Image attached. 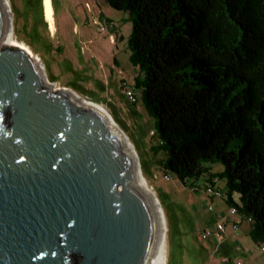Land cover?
Returning <instances> with one entry per match:
<instances>
[{"label":"water","instance_id":"1","mask_svg":"<svg viewBox=\"0 0 264 264\" xmlns=\"http://www.w3.org/2000/svg\"><path fill=\"white\" fill-rule=\"evenodd\" d=\"M0 45V264H147L159 223L125 131Z\"/></svg>","mask_w":264,"mask_h":264},{"label":"trees","instance_id":"2","mask_svg":"<svg viewBox=\"0 0 264 264\" xmlns=\"http://www.w3.org/2000/svg\"><path fill=\"white\" fill-rule=\"evenodd\" d=\"M105 1L132 21L131 86L154 118V159L196 191L204 176L264 243V0ZM27 2L40 24L43 0Z\"/></svg>","mask_w":264,"mask_h":264},{"label":"rangeland","instance_id":"3","mask_svg":"<svg viewBox=\"0 0 264 264\" xmlns=\"http://www.w3.org/2000/svg\"><path fill=\"white\" fill-rule=\"evenodd\" d=\"M9 2L15 40L40 58L47 78L58 87L72 88L103 105L133 143L144 179L155 191L165 213L166 264H225L224 258L241 259L243 264H264L262 243L252 239L248 218L234 214L233 218L240 222L239 228L234 229L232 220L219 215L216 204L214 209L207 207V198L214 201L206 192L204 176L197 180L200 189L196 191L191 179L183 183L174 174L165 178L164 168L154 159L152 145L159 142L157 134H153L154 118L146 112L141 91L134 104L124 87L135 83L136 73L129 59L132 21L128 12L113 8L105 0H52V31L44 7L42 21L33 25V12L29 13L27 0ZM164 154L160 150L156 157ZM212 165L213 171L223 167L219 162ZM214 180L217 186L225 183L221 178ZM235 199L239 201L237 194ZM225 207L229 211L232 206L226 203ZM219 221L226 223L222 238L199 237L204 228L214 227Z\"/></svg>","mask_w":264,"mask_h":264},{"label":"bare ground","instance_id":"4","mask_svg":"<svg viewBox=\"0 0 264 264\" xmlns=\"http://www.w3.org/2000/svg\"><path fill=\"white\" fill-rule=\"evenodd\" d=\"M0 2L2 3V5L5 9V12L7 15V20H8V26H7V31H6L5 37L0 40V43L4 44V45L5 44L6 45L7 44L8 45H18V46L24 47V48L28 49L30 51V53H32L35 56V54L30 50V48H28L24 44H21L15 40L14 32L12 29V12H11V6H10L9 0H0ZM43 4H44V13H45L46 20L48 21L51 30L55 31V18H54V8H53L52 0H43ZM37 58L40 61V66L42 67L43 72L46 74L44 63L40 60L39 57H37ZM46 77H47V75H46ZM48 81H50V80H48ZM50 83H52L51 85L54 86L53 82H50ZM76 94L80 97V99L85 101V103L92 105L94 107H97L98 109L103 111L108 117H110L112 119L111 121L115 125L119 126L118 123L115 122L111 113L108 112V110L103 105H101V104H99L93 100L84 98L83 96L79 95L78 93H76ZM128 146L135 151L136 156L138 158L135 147L130 140H129ZM143 183L145 184L146 180H144ZM148 188H149V192H150V195L152 197V200H153V203L155 206L156 214L158 217L159 228H158V233H157L156 240L154 243V247H153L151 256H150L147 264H166V262H167V232H166L167 222H166V217H165V213H164L163 207L161 205V202H160L158 196L156 195L155 191L153 189H151V187H149V186H148Z\"/></svg>","mask_w":264,"mask_h":264},{"label":"built area","instance_id":"5","mask_svg":"<svg viewBox=\"0 0 264 264\" xmlns=\"http://www.w3.org/2000/svg\"><path fill=\"white\" fill-rule=\"evenodd\" d=\"M96 22H98V24H100L99 19H98V21L96 19ZM101 28L103 29L104 26L102 25ZM125 91H126V94L129 97L131 102H134V101L138 102V99H139L138 90L135 87H133L131 85L130 86L126 85ZM164 176L167 179L171 178L170 174H165ZM206 192L208 193L209 197L215 196L217 198L222 199V196H223L222 191L220 189L216 188V186L209 185L207 187ZM206 204H207V207L210 209L215 208V203L210 202V200L208 198L206 200ZM236 213H238V209L235 206H232V207H230V209L228 211V215H225V216L227 217V219H230L233 221L234 229L237 230L240 226V222L233 218L234 214H236ZM225 229H226V223L219 221V222H217V224L214 227L204 228L200 232L199 237L202 239L208 238V237L220 239L223 237V233H224ZM262 249L264 250V243H262ZM224 263L225 264H243V261L241 259L224 258Z\"/></svg>","mask_w":264,"mask_h":264},{"label":"crops","instance_id":"6","mask_svg":"<svg viewBox=\"0 0 264 264\" xmlns=\"http://www.w3.org/2000/svg\"><path fill=\"white\" fill-rule=\"evenodd\" d=\"M52 4H53V2H52ZM135 67V66H134ZM136 70V73L138 72L137 70V67H135L134 68V71ZM135 73V74H136ZM128 85V84H127ZM213 201H214V203L216 204V207H218L219 208V211H218V213H219V215H228V210H226L227 208L225 207V204L227 203L226 201H224V200H222V199H220V198H217V197H214L213 198ZM217 204H218V206H217ZM236 219V218H235ZM241 225H242V223H241ZM250 229H251V224L249 225V229H248V231L250 232ZM236 242V244H237V242L238 241H235Z\"/></svg>","mask_w":264,"mask_h":264}]
</instances>
